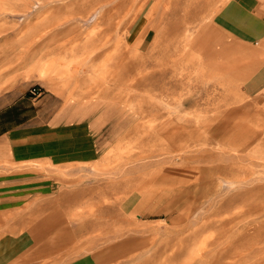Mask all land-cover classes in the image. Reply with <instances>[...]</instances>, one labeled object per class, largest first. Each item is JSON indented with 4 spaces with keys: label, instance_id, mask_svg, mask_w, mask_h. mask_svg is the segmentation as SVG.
Returning <instances> with one entry per match:
<instances>
[{
    "label": "rangeland",
    "instance_id": "1",
    "mask_svg": "<svg viewBox=\"0 0 264 264\" xmlns=\"http://www.w3.org/2000/svg\"><path fill=\"white\" fill-rule=\"evenodd\" d=\"M237 1L0 0V57L129 117L104 158L62 173L56 242L14 221L0 264H264V97L244 92Z\"/></svg>",
    "mask_w": 264,
    "mask_h": 264
},
{
    "label": "crops",
    "instance_id": "2",
    "mask_svg": "<svg viewBox=\"0 0 264 264\" xmlns=\"http://www.w3.org/2000/svg\"><path fill=\"white\" fill-rule=\"evenodd\" d=\"M237 2L241 21L250 23L247 30L241 27L240 37L249 45L246 50L242 47L246 54L240 58L245 61L244 92L263 99L264 0ZM255 40L260 47H255ZM30 60L25 63L15 54L0 57V243L9 242L13 233L7 228H12L14 221L28 219L38 222L17 236H27L29 245L39 242L40 249H49L56 238L48 237L57 235L56 221L62 218L57 207L59 183L66 175L62 173L104 158L113 145L112 138L114 141L117 133L125 132L122 122L116 121L128 123L129 117L115 99L90 96L85 87L72 88L67 78L60 79L61 71L45 78L38 59ZM35 84L45 90L38 100L29 94ZM110 124L112 138H105L103 133ZM37 236L39 239H34Z\"/></svg>",
    "mask_w": 264,
    "mask_h": 264
},
{
    "label": "built area",
    "instance_id": "3",
    "mask_svg": "<svg viewBox=\"0 0 264 264\" xmlns=\"http://www.w3.org/2000/svg\"><path fill=\"white\" fill-rule=\"evenodd\" d=\"M31 95L35 98H39L43 95V89L41 87H34L31 89Z\"/></svg>",
    "mask_w": 264,
    "mask_h": 264
}]
</instances>
